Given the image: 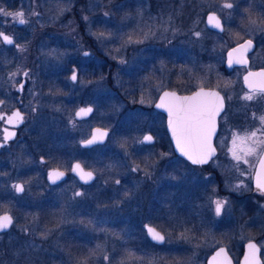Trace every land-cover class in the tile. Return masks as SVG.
Wrapping results in <instances>:
<instances>
[{
	"label": "rangeland",
	"instance_id": "rangeland-1",
	"mask_svg": "<svg viewBox=\"0 0 264 264\" xmlns=\"http://www.w3.org/2000/svg\"><path fill=\"white\" fill-rule=\"evenodd\" d=\"M193 1L198 11L190 21L181 16V4L186 0H176L174 11L163 9L166 5H159V0H24L18 11H11H22L24 18L28 15L25 20L58 23V30L51 32L57 44L52 50L43 48L32 80L43 100L37 101L42 129L59 123L63 125L61 134L71 130V158L92 126L105 127L109 134L103 145L87 152L96 178L79 196L73 181L68 187L51 190L41 186L39 175L25 179L24 192L13 196L20 208L12 229L0 237L2 244L22 239L10 250L11 261L6 264H17L19 253V261L27 264H160L149 247L120 248L123 241L133 239V220L139 227L141 219L142 224H150L152 218L167 234V244H176L182 230L188 235L183 238L187 243L201 228L204 235L212 236L203 238L205 244H215L214 218L233 212L240 218L246 212L234 210L228 195L221 191L229 189L241 195L250 190L259 141H264V131H257L264 129L259 119L264 116V94L257 92L252 100L244 99L252 93L240 86L243 70L227 73L222 62L232 45L249 38L257 42L248 56L251 67L264 66V0ZM244 4L250 8L243 9ZM208 11L222 20V33L205 31ZM4 51L0 46V52ZM73 71L74 81L69 78ZM55 82L64 83L73 92L76 102L71 104V115L56 99ZM210 86L218 88L229 102L221 118L219 152L209 164L218 170L219 192L216 185L210 186L214 173L200 172L157 144L147 146L141 141L150 130L159 140L162 136L160 118L150 107L161 90L187 93ZM108 101L113 104L110 111L103 107ZM87 104L94 106L92 116L74 120V109ZM253 131L257 136L246 139L242 147H253L255 152L244 158L246 163L235 160L229 151L234 135L247 138ZM206 188H211L210 192L200 198L199 192ZM9 192L14 194V187ZM217 201L222 202L219 215ZM250 201L252 218L261 219L264 225V194L252 193ZM122 216L127 223L123 229L119 227ZM196 254L185 262L174 258L171 264H198Z\"/></svg>",
	"mask_w": 264,
	"mask_h": 264
},
{
	"label": "flooded vegetation",
	"instance_id": "flooded-vegetation-1",
	"mask_svg": "<svg viewBox=\"0 0 264 264\" xmlns=\"http://www.w3.org/2000/svg\"><path fill=\"white\" fill-rule=\"evenodd\" d=\"M23 1L24 0H0V8L4 9L6 12H11L15 9L18 11L20 9V3ZM247 2L250 3L251 0H247ZM24 5H26L25 2L23 6ZM249 8L250 7L248 4L243 5V9L247 10ZM27 16L28 15H26L25 18ZM9 20V16H5L0 13V32L11 37L12 39V43H7L3 41L2 38H0V46L2 51L8 49V51H4L3 53L0 52V216L8 214V216L12 218V223L9 229L0 231L1 238L6 236V234L12 229L14 215L17 211H19L20 208L13 196L19 197L24 192L25 179L39 175L41 186L51 190L58 189L60 187H68L71 185V181H73L75 186L79 187L76 191V194L78 195L79 193L80 195L84 193L86 188L91 186L96 178L95 173L89 168L90 160L87 156V152L103 145L106 142L109 134L108 130L106 139L102 143H97L91 146H82L81 142L87 140L90 137L91 128L94 127L92 126L89 130V134L83 139L79 140L77 143V154L75 157L71 158V141L73 142L74 140L73 136H71V130L69 132L67 131V133L61 134V132H63V125L59 123L48 125L46 130L42 129L43 122L37 117V101L43 100L42 96L40 95V90L36 89L37 87L32 84V80L33 76L38 71L37 67L39 65L40 59L43 56V48L52 50L53 46L57 44L55 42L57 37L51 32L56 31L55 29L58 28V23H47L43 21L38 22L36 20L26 19L25 21H28V24L31 23L32 25L30 24L29 26H25V23L20 24L17 21L10 22ZM42 23H46V25H49V27H43V25H41ZM48 34H50L49 37ZM44 40L47 41L44 42ZM250 40L253 42L254 46L251 51L245 53L247 65L234 64L233 68L230 71H227L224 68V61L222 62V69L227 73L233 72L236 69L243 70L239 76V82L240 86L248 92H251V90H248L243 86L241 79L242 75L248 70L264 69V66L251 67L253 65H251V61L248 56L257 48V42L252 39ZM67 72L68 71H66V73ZM72 73L76 75L74 71ZM72 73H70L69 78L70 80L74 81L71 78ZM53 88V92L57 95V101L59 104L61 102V104L67 106L71 115V104L76 102L74 100V95L71 97L73 92L61 82H55ZM216 89L220 91L218 88ZM220 93L223 96L224 109L218 117V129L213 139V144L216 148V154L207 164L192 165L174 152L172 143L165 127V115L153 108L152 105L154 102L150 107L154 109L155 113L160 118V127L158 126V130L161 132L162 136L159 140L156 134L150 130L145 133L151 134L153 138L152 142L145 143L143 141L142 137L145 133L141 137L143 144H146L147 146H156L157 144L161 147V150L164 152L168 151L169 154L176 157L179 161L187 163V166L191 168H197L200 170V172L207 171L214 173V182L210 186L216 185L218 187V192L219 184L221 183L218 180V170L209 164L219 152L217 139L221 132V118L227 111V105L229 103L227 96L221 91ZM85 106L92 105L87 104L76 107L73 112L74 120L84 121L92 116L94 113V106H92L93 111L89 117L84 119H77L75 117L76 109ZM42 111L43 110H41V113ZM17 112L21 115L22 119H17L13 116V113ZM9 117H12L11 122L9 121ZM69 122L71 124V119H69ZM263 148L264 144H261L260 150H258L256 153L258 156L255 160L256 162ZM85 158L88 160H85ZM73 162H78L84 169L91 171L94 174V179L88 182L81 181L71 170ZM254 166L250 174V190L242 193L241 195H237L229 189H224L221 191L224 195H228V199L232 202V206L235 207L234 210L241 209L246 212H243L240 218H235V212H233V214L230 216L218 219L214 218V220L212 219L215 222V232L212 230V232L216 233L214 235V240L216 241L215 244H205L207 240L205 241L203 238L208 237L211 239L212 236L204 235L203 233H205V230L202 228L200 232L196 231L195 234L191 235V239H189L187 243L184 242L183 238L188 239V235L183 234L184 232L182 230L181 234H177V236L180 238L176 241V244H167V234L165 231L163 232V228L157 227L152 222L151 218V222L149 221L150 224H142L141 219L139 224L137 223L139 227L135 225L133 220V239H126V243L123 241L124 244H121L120 248L127 250H140L145 249L144 247H149L151 249L150 251L155 253L154 258H157L160 264H171L173 261L172 259L174 258H178L182 262H185L187 261V258L193 259V252L197 253L196 260H198V264H207L208 258L218 251L220 254H222V256H219V254L217 255L219 256L222 264H239L245 250V245L249 241H254L259 247V256L261 258L262 264H264V245L262 243L264 240V225L261 219L258 221L257 218H252L251 212L253 208V204L250 201L252 193L264 194L263 191L256 189L252 184ZM53 170L61 171L64 176L58 181L51 182L48 175ZM244 180L246 179L244 178ZM16 185H21L23 190L17 191L15 187ZM12 187H14V194L11 192L7 193ZM209 189L211 188H206L205 190L199 192L201 195L199 197L201 198L205 193L210 192ZM151 215L153 217L154 214ZM202 216L203 215L200 217ZM125 224H127L125 217L122 216L119 221V227H122L123 229ZM167 224L168 223L165 225ZM147 225L154 227L163 235V243L158 244L149 239L146 233ZM122 229L120 230V233L121 236L125 238V234ZM20 240L22 239L20 238L10 243L5 242V244L0 243V264H6L5 261L8 260L9 262L11 261L10 258L12 254L10 250L13 249L14 245H18ZM221 249H223V252H221ZM17 250L19 249H16V251ZM172 253H176L179 256H173ZM21 256L22 255L19 253L18 256L15 257L17 264H27L26 261H19ZM153 261H155V259Z\"/></svg>",
	"mask_w": 264,
	"mask_h": 264
},
{
	"label": "snow or ice",
	"instance_id": "snow-or-ice-1",
	"mask_svg": "<svg viewBox=\"0 0 264 264\" xmlns=\"http://www.w3.org/2000/svg\"><path fill=\"white\" fill-rule=\"evenodd\" d=\"M226 7L231 8V4L225 5ZM0 13L5 16H11L15 21L20 24L26 23L24 19V13L19 12H6L4 9L0 8ZM212 17H210V20ZM218 24V21H217ZM199 35V33H197ZM0 38L7 43H12L11 37L0 32ZM252 42L249 40L242 45V48L250 47ZM242 62V61H241ZM251 78H259L258 80ZM72 79L75 80V74L72 76ZM245 82L248 83L249 88L251 89L252 94H248L244 97L246 100H252L255 93L259 92L264 94V71L259 73L249 72L248 76L245 78ZM171 97L169 103H165V98ZM167 106L169 112V127L172 130V134L176 140L177 148L193 163H204L205 158L211 156L214 153V149L211 146V136L215 131V116L223 107V101L217 93H205L203 91L195 93L191 97H176L174 93H164V96L161 98V103L157 107ZM91 109H81L77 115L86 114L90 112ZM13 116L17 119H22L21 115L13 113ZM261 124L264 125V116L260 118ZM12 117H9L11 122ZM99 132V130H97ZM257 131H264V129H258ZM257 131H253L247 138H241L238 136L233 137V147L229 149L232 152L233 158L237 161L244 159L246 156L252 155L255 152V148L242 145H246V139L251 140L257 136ZM102 138L104 133L99 134ZM97 139L96 136L92 140L87 141L86 143L91 144ZM145 141H151V136H145ZM239 140V143L237 141ZM256 143V141H253ZM259 143L264 144V141H259ZM243 152V155L239 153ZM199 157V158H196ZM246 163L247 160L244 159ZM260 166L264 168V157L260 159ZM76 168H79V165H76ZM63 173H50V177L58 179L62 176ZM92 176L91 173H86L81 176V179H90ZM258 187L261 190H264V182H261L260 175L257 176ZM119 183V181H117ZM17 191H22L23 188L21 185H16ZM79 195V193H78ZM222 208V202H216L215 211L219 215ZM12 223V218L8 215L0 216V229L7 228ZM149 233L152 238L157 241H162L164 237L157 232L155 229L149 228ZM249 248L254 249V245H249ZM223 252V249H221ZM107 259V257H105Z\"/></svg>",
	"mask_w": 264,
	"mask_h": 264
},
{
	"label": "water",
	"instance_id": "water-1",
	"mask_svg": "<svg viewBox=\"0 0 264 264\" xmlns=\"http://www.w3.org/2000/svg\"><path fill=\"white\" fill-rule=\"evenodd\" d=\"M210 17H212L211 20H210ZM217 21H218V24H217ZM204 24H205L206 28L209 29V30H212V31H215V32H218V33H222L224 31L223 23H222L221 19L219 18V16L214 11H208V12H206V14L204 16ZM249 40L250 39H245V40L241 41L240 43L233 45L231 48H229L227 50L226 55H225V60H224V68L227 71H230L233 68L234 64L247 65V59L245 58V53L251 51L253 49L254 44L250 40L252 42V44H251L250 47L242 48L241 46L242 45H245V43L247 41H249ZM261 71H264V69H260V70H248V71H246L242 75V77H241L243 86L245 88H247L248 90H251L249 88L248 83L245 82V79L244 78L246 76H248L249 72L259 73ZM73 75H74V73L71 74V78H72ZM253 79L258 80L259 78L258 77L257 78H251L250 77V81L253 80ZM200 91H203L205 93H217L219 95V97L223 101V107L219 111V113L215 116V131L212 134L211 141H210L212 148L215 150L214 153L211 156L206 157L204 163H193V161L190 160L188 158V156L184 155L179 150V148H177L176 140H175V138H174V136L172 134V130L169 127V112H168L167 106H165V107H157V105L161 103V98L164 96V93H170V94L171 93H174L176 97H191L195 93L200 92ZM170 101H171V97L165 98V103L166 104L169 103ZM152 106H153V108L155 110L160 111V112H162L165 115V127H166V131H167L168 136L170 138V141L172 143L173 150H174V152L178 156H180L181 158L185 159L186 161H188L192 165H203V164H207L211 160V158H213L215 156V154H216V148H215V146L213 144V139H214V137H215V135L217 133V129H218V117L220 116V114L222 113V111L224 109V100H223V96L220 93V91H218L214 87H197L196 89H194V90H192L190 92L181 93V92H178V91L173 90V89L165 88V89H163V90L160 91V93L158 94V96H157V98L154 101V103H153ZM89 108L91 109L90 112H87L86 114H82V115H77V113L80 112L81 109H89ZM92 111H93L92 106L79 107L75 111V117L77 119L87 118V117L90 116V114L92 113ZM97 130H99V132ZM90 133H91L90 134V137L87 140L81 142V145L82 146H91V145H94V144H97V143H102L106 139V136L108 134V129L102 128V127H99V126H94V127L91 128V132ZM100 133H104V135H103L102 138L99 135ZM94 136H96L97 139L93 143H91V144L86 143L87 141L92 140ZM145 136H151L150 133H145L143 135L142 139H143V141L145 143L152 142L153 138H152L151 141H145L144 140V137ZM262 157H264V148H263V150H262V152H261V154H260V156H259V158H258V160H257V162L255 164V166H254L253 175H252V184H253V186L256 189L264 192V190H261L258 187V181H257V176L259 174L260 175V178H261V182H264V168H261V166H260V159ZM196 158H199V157H196ZM76 165H79V168H76ZM71 170L83 182H88V181H91V180L94 179V174L91 171H88V170L84 169L78 162H73L72 163V169ZM51 173L55 174V173H62V172L61 171H58V170H53ZM86 173H91L92 174L91 178L90 179H81V176L83 174H86ZM63 176H64V174L62 176H60L58 179H54L53 177H50V174L48 175L49 180L51 182L58 181ZM4 215H8V214H4ZM10 225L7 228L0 229V231L9 229ZM149 228L155 229L152 226H148V225L146 226V233H147V236L149 237V239L151 241L155 242V243H158V244L163 243V240L162 241H157V240H154L152 238L151 234L148 231ZM156 231L159 232L158 230H156ZM250 244L251 245H254L255 248L254 249L249 248V245ZM218 254H219V256H222V254H220L219 251L218 252H215L214 254H212L208 258L207 264H222V262L219 259V256H217ZM239 264H262L261 258L259 256V247H258V245L254 241H249L245 245V250H244V253H243V255H242L241 259H240Z\"/></svg>",
	"mask_w": 264,
	"mask_h": 264
},
{
	"label": "trees",
	"instance_id": "trees-1",
	"mask_svg": "<svg viewBox=\"0 0 264 264\" xmlns=\"http://www.w3.org/2000/svg\"><path fill=\"white\" fill-rule=\"evenodd\" d=\"M164 2V4L166 5V6H163V9H165V10H173L174 11V9H176V6H177V2H176V0H169V1H167V0H159V5H163L162 3ZM168 4H169V6H168ZM181 12H182V14H181V16L185 19V20H191L192 18H193V16H194V14H196L197 13V11H198V7H196V5H195V1H193V0H186V2L184 3L183 2V4H181ZM201 16L202 15H204V11H199L198 12ZM202 20V19H201ZM205 31L207 32V33H212L211 31H209L207 28H205ZM212 34H214V33H212ZM103 107L107 110V111H110V109L113 107V104L111 103V102H107V103H103ZM101 125V124H100ZM91 243V242H90ZM89 243V244H90Z\"/></svg>",
	"mask_w": 264,
	"mask_h": 264
}]
</instances>
